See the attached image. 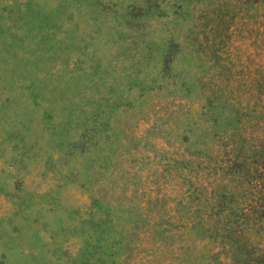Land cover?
<instances>
[{
	"label": "rangeland",
	"instance_id": "obj_1",
	"mask_svg": "<svg viewBox=\"0 0 264 264\" xmlns=\"http://www.w3.org/2000/svg\"><path fill=\"white\" fill-rule=\"evenodd\" d=\"M218 3L0 0V264H205L220 249L198 226L125 244L106 207L223 181L188 150L227 142L223 81L243 85V112L264 81V0Z\"/></svg>",
	"mask_w": 264,
	"mask_h": 264
},
{
	"label": "trees",
	"instance_id": "obj_2",
	"mask_svg": "<svg viewBox=\"0 0 264 264\" xmlns=\"http://www.w3.org/2000/svg\"><path fill=\"white\" fill-rule=\"evenodd\" d=\"M217 1L220 5L227 0ZM238 1L253 5L261 0ZM242 87V84L230 85L223 81V99L213 101L212 107L218 103L223 108V124L230 123V118L234 123L228 136L225 132L227 142L223 140L212 152L186 148L190 154L203 151L209 155L214 161L207 164L208 168L215 178L223 181L205 191L204 183L188 180V187L192 188L179 191L170 202L165 193H155L133 203L132 199L137 196L134 197L133 191L129 196L121 192V199L106 203V207L125 244L146 237L159 245L160 241H166L170 232H165L172 227L198 226L200 237L220 245L205 264H264V135L245 130L243 124L249 117L254 123L264 125V81L244 87L248 108L245 112L241 110L243 98L238 92ZM210 120L215 123L218 117ZM178 160L182 171L191 169L188 158L181 156ZM181 177L185 179V175ZM220 252L228 259L224 261Z\"/></svg>",
	"mask_w": 264,
	"mask_h": 264
}]
</instances>
